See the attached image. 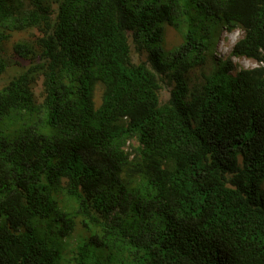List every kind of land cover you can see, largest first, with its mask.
<instances>
[{"label":"trees","instance_id":"trees-1","mask_svg":"<svg viewBox=\"0 0 264 264\" xmlns=\"http://www.w3.org/2000/svg\"><path fill=\"white\" fill-rule=\"evenodd\" d=\"M218 29L257 67L192 78ZM9 43L0 264H264V0H0Z\"/></svg>","mask_w":264,"mask_h":264},{"label":"rangeland","instance_id":"rangeland-1","mask_svg":"<svg viewBox=\"0 0 264 264\" xmlns=\"http://www.w3.org/2000/svg\"><path fill=\"white\" fill-rule=\"evenodd\" d=\"M215 38H214V45L212 46L210 52L205 57V64L202 68H197L192 71L190 76L192 78H199L201 73L209 74L212 67L213 62L215 61H226L227 59L231 61V63L234 66V69L231 72V75L234 76L239 70L241 69H252L257 66V64L251 60L244 59V58H236L231 55L232 48L234 44L242 37V33L238 30H235L233 32H227L224 29H219L216 31ZM30 35L26 33V35H14L12 37V42L23 38V37H29ZM163 49L165 53L171 52L173 49L178 47L183 43V36L182 34L176 30L173 27H170L168 25L164 26V33H163ZM5 51V61L7 62V68L5 72L0 76V89L3 88L8 81L11 79L12 76L16 75L17 73L24 70L28 63L18 57H14L11 52V43H9L6 46ZM135 49L132 48V61L136 62L138 60H145L146 53L137 54ZM40 84V82H39ZM173 83L171 85L166 84L162 86V88L158 91V96L160 103L163 104L166 102V100L169 97V93L171 89L173 88ZM40 91L39 86L36 89V92ZM100 95L101 92L99 89H97L95 93V102L98 105L100 103ZM134 144V143H132ZM130 144V145H132ZM78 234H81L80 231H77L74 236H77ZM76 240L74 237L72 238L69 247L72 248L73 244L75 245Z\"/></svg>","mask_w":264,"mask_h":264},{"label":"clouds","instance_id":"clouds-1","mask_svg":"<svg viewBox=\"0 0 264 264\" xmlns=\"http://www.w3.org/2000/svg\"><path fill=\"white\" fill-rule=\"evenodd\" d=\"M257 67V66H256Z\"/></svg>","mask_w":264,"mask_h":264}]
</instances>
